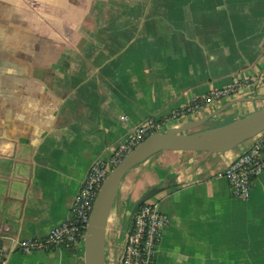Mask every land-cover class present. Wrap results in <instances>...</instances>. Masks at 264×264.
<instances>
[{
    "label": "crops",
    "instance_id": "crops-1",
    "mask_svg": "<svg viewBox=\"0 0 264 264\" xmlns=\"http://www.w3.org/2000/svg\"><path fill=\"white\" fill-rule=\"evenodd\" d=\"M234 78L250 85L165 131L236 99L249 101L206 123L264 108V0H0V264H85L84 244L23 254L13 242L45 239L65 222L92 165L139 126ZM253 143L224 154L164 151L130 170L106 264H120L151 190L170 219L156 264H264V173L247 202L219 177Z\"/></svg>",
    "mask_w": 264,
    "mask_h": 264
},
{
    "label": "built area",
    "instance_id": "built-area-1",
    "mask_svg": "<svg viewBox=\"0 0 264 264\" xmlns=\"http://www.w3.org/2000/svg\"><path fill=\"white\" fill-rule=\"evenodd\" d=\"M249 85V80L234 78L228 87L193 99L165 120L151 118L146 121L135 130L128 143L113 152L109 161L100 160L92 165L65 222L52 228L45 239L15 240L14 250L31 254L59 248L75 250L80 244H84L92 212L102 187L111 171L128 153L147 138L163 133L169 122H180L208 107L235 97ZM253 140L250 148L219 174L220 178L227 180L232 197L243 202L251 199L255 182L264 173V131ZM169 225L170 219L161 212L158 203L144 202L135 210L129 230L124 235L120 264H156L164 231ZM2 256L3 249L0 247V259ZM1 262L5 264V260Z\"/></svg>",
    "mask_w": 264,
    "mask_h": 264
},
{
    "label": "water",
    "instance_id": "water-1",
    "mask_svg": "<svg viewBox=\"0 0 264 264\" xmlns=\"http://www.w3.org/2000/svg\"><path fill=\"white\" fill-rule=\"evenodd\" d=\"M246 101L249 100H233L206 118L153 135L124 157L109 174L95 203L84 241L85 264H106L107 228L121 183L128 172L160 152L224 154L254 139L264 131V108L217 128L191 132L209 120L220 116L235 104ZM157 193L158 190L148 192L138 202L135 210Z\"/></svg>",
    "mask_w": 264,
    "mask_h": 264
},
{
    "label": "rangeland",
    "instance_id": "rangeland-1",
    "mask_svg": "<svg viewBox=\"0 0 264 264\" xmlns=\"http://www.w3.org/2000/svg\"><path fill=\"white\" fill-rule=\"evenodd\" d=\"M263 109V108H262ZM261 110V109H259ZM258 111V110H257ZM244 118V117H243ZM228 123V121H227ZM220 123H206L203 127H199L197 129H194L192 130L191 132L194 133V132H200V131H206V130H210V129H213V128H217V127H220L221 125H219ZM223 125V124H222ZM250 141H254L253 139L250 140ZM242 146V145H241ZM241 146H239L241 148ZM238 147V148H239ZM153 198L149 199L148 201H152Z\"/></svg>",
    "mask_w": 264,
    "mask_h": 264
}]
</instances>
